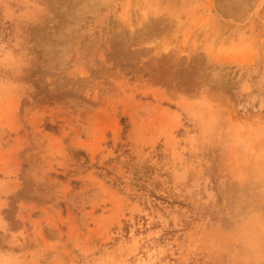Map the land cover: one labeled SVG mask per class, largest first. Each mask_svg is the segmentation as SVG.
I'll list each match as a JSON object with an SVG mask.
<instances>
[{"label": "rangeland", "instance_id": "rangeland-1", "mask_svg": "<svg viewBox=\"0 0 264 264\" xmlns=\"http://www.w3.org/2000/svg\"><path fill=\"white\" fill-rule=\"evenodd\" d=\"M0 264H264V0H0Z\"/></svg>", "mask_w": 264, "mask_h": 264}]
</instances>
